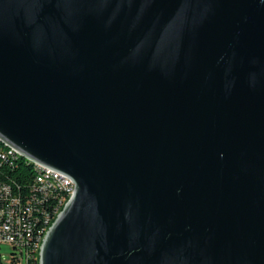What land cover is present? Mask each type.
Listing matches in <instances>:
<instances>
[{
  "label": "water",
  "instance_id": "water-1",
  "mask_svg": "<svg viewBox=\"0 0 264 264\" xmlns=\"http://www.w3.org/2000/svg\"><path fill=\"white\" fill-rule=\"evenodd\" d=\"M0 142L75 183L40 264H264V0H0Z\"/></svg>",
  "mask_w": 264,
  "mask_h": 264
},
{
  "label": "built area",
  "instance_id": "built-area-1",
  "mask_svg": "<svg viewBox=\"0 0 264 264\" xmlns=\"http://www.w3.org/2000/svg\"><path fill=\"white\" fill-rule=\"evenodd\" d=\"M27 159L12 148V153L0 150V243H10L20 250L26 264H37L39 241L36 233L43 225L52 203L60 196L74 195L73 179L46 166L45 175L31 179L24 186L13 184L2 178V168L14 167L19 159ZM36 163V162H35ZM49 176H56L58 190H51ZM61 187H68V194H61ZM19 260L16 262L18 263ZM13 263V264H16ZM0 264L4 261L0 254Z\"/></svg>",
  "mask_w": 264,
  "mask_h": 264
},
{
  "label": "trees",
  "instance_id": "trees-1",
  "mask_svg": "<svg viewBox=\"0 0 264 264\" xmlns=\"http://www.w3.org/2000/svg\"><path fill=\"white\" fill-rule=\"evenodd\" d=\"M5 149V147L0 142V150ZM2 172V178L11 182L13 184L14 190L17 189V186L20 184L24 186L27 184L31 179H34L35 171L34 167H32L31 164H29L25 159H19L14 167H4L1 170ZM57 204V203H56ZM54 204L51 206V210L48 213V216L46 218H50V225L54 222L57 216L54 214ZM44 229V224L42 227L39 228L38 232H41ZM38 232L36 233V236H38ZM19 260V257L15 256L13 257L11 264L16 263ZM37 261H38V254H37Z\"/></svg>",
  "mask_w": 264,
  "mask_h": 264
},
{
  "label": "bare ground",
  "instance_id": "bare-ground-1",
  "mask_svg": "<svg viewBox=\"0 0 264 264\" xmlns=\"http://www.w3.org/2000/svg\"><path fill=\"white\" fill-rule=\"evenodd\" d=\"M5 149H1L4 150V153H12V148L8 147L4 144H2ZM29 164L32 165V167H34V171H35V176L34 179H38V175H45V167L39 163H35L32 162L28 159H25ZM49 185L51 186V190H58V182H57V177L56 176H49ZM61 194H68V187H61ZM74 195H66V196H60L58 199H56L52 205L54 204V214L55 216H58L59 213L62 211L63 207L72 199ZM57 203V204H56ZM51 210V208H50ZM50 212V211H49ZM48 216V215H47ZM50 218H45L43 224H44V229L41 232H38V236H36V241H39V252L38 254V261L37 264H40V249H41V245H42V241L47 233V231L50 228ZM42 227V226H41Z\"/></svg>",
  "mask_w": 264,
  "mask_h": 264
},
{
  "label": "rangeland",
  "instance_id": "rangeland-1",
  "mask_svg": "<svg viewBox=\"0 0 264 264\" xmlns=\"http://www.w3.org/2000/svg\"><path fill=\"white\" fill-rule=\"evenodd\" d=\"M0 254L7 263H11L13 257L17 256L20 258V261L16 264H26V259L22 258L20 250L15 249L10 243H0Z\"/></svg>",
  "mask_w": 264,
  "mask_h": 264
}]
</instances>
